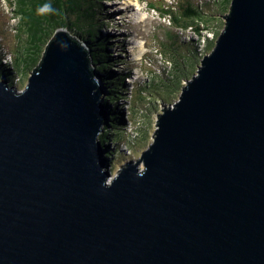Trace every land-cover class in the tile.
<instances>
[{
    "label": "water",
    "instance_id": "obj_1",
    "mask_svg": "<svg viewBox=\"0 0 264 264\" xmlns=\"http://www.w3.org/2000/svg\"><path fill=\"white\" fill-rule=\"evenodd\" d=\"M226 19L111 183L85 45L57 30L23 89L0 71V264H264V0Z\"/></svg>",
    "mask_w": 264,
    "mask_h": 264
},
{
    "label": "rangeland",
    "instance_id": "obj_2",
    "mask_svg": "<svg viewBox=\"0 0 264 264\" xmlns=\"http://www.w3.org/2000/svg\"><path fill=\"white\" fill-rule=\"evenodd\" d=\"M182 1L104 0V6L96 15L101 22L105 18L108 19V23H104L105 26L101 28V32L112 38L113 44L110 51H114L115 60H118L116 70L118 73L122 70L130 71V77L125 79L126 84L113 77L108 80L111 82L108 83L109 85L119 87L118 90L126 96L123 99L120 98L117 105L113 103L106 105L104 100L109 92L108 87L98 78L101 81V96L104 102L103 126L110 119L118 120L120 117H117V114H120L125 120L122 127L130 136L135 138L139 132L147 138L146 132L150 137L147 146L133 151L128 145L130 150L126 147V141L121 139L123 137L120 138L122 140L120 142H112L115 135L111 132L109 142L111 146H114L115 151L113 154H108L111 157L110 175L107 177L109 183L118 174L123 163L133 160L135 164L141 154L151 146L154 140L153 135L158 129L156 125L158 115L180 96L182 87L178 82L179 79L183 81L182 86H184L198 72L197 66L202 57L212 51L206 43L205 35L211 38L214 31H223L226 25L224 16L228 13L227 0H187L198 5L208 18L214 17V24L200 22L201 34L192 28H175L167 17L162 16L164 7L168 5L177 7L182 4ZM18 22L14 7L7 0H0V55H3V63L11 62L9 48L14 46L17 39ZM171 40H178L181 57L171 55V52L173 53ZM210 44L214 45L213 40ZM117 55L121 56L117 58ZM176 61L178 62L175 64ZM180 63L182 69L186 66L188 76H185L182 69L178 68ZM176 69H179L177 74H175ZM30 73L24 78L16 77L14 85L18 89H23ZM171 81L172 84L169 87L165 86L166 88L161 89L165 82ZM176 89L179 93L174 94L173 90ZM137 166L144 170L143 159H140Z\"/></svg>",
    "mask_w": 264,
    "mask_h": 264
},
{
    "label": "trees",
    "instance_id": "obj_3",
    "mask_svg": "<svg viewBox=\"0 0 264 264\" xmlns=\"http://www.w3.org/2000/svg\"><path fill=\"white\" fill-rule=\"evenodd\" d=\"M7 1L14 7V11L16 12V16L19 20L16 27L17 39L14 46L9 48V53L11 54V56L9 55V59L11 62L3 63L2 55H0V71L6 75L11 84L16 83V77L24 78V76L28 75L31 71L39 66L42 58L44 57L46 47L48 43H50L54 34L60 28H65L72 37L85 45L88 53L90 54L91 64L93 70H95L96 76L100 78L101 81L108 87L109 92L105 96L106 98L104 100L106 105L108 106L111 103L117 105L120 98L123 99L126 97L120 90H118L119 87L108 84L111 83L108 80L112 77L114 79H118L121 83L126 84L125 79L130 77V71L126 72L122 70V72L118 73L116 70L118 67V60H115L116 57H114V51H110V48L113 44L111 42L112 38L103 31L101 32V28L105 26L104 23L107 22L108 19L105 18L101 22V20L97 18L96 15L98 11L104 6V0ZM231 4L232 0H227L228 13L231 11ZM164 8L165 10L162 8V11L164 10V14L162 16L167 17L175 28H192L196 30L198 34H201L200 30L202 27L199 26L200 22L214 24V17L208 18L207 15H204V11L201 10L198 5H195L187 0H183L182 4L177 7L168 5ZM156 10L159 9L156 8ZM228 13L226 14V18ZM216 19L218 22V17H216ZM216 31L217 32L214 31L211 38H208L205 35V40L207 41V45L210 46V50L214 48L216 41L222 32L219 30ZM211 40H213L214 45L210 44ZM170 42H172L173 47V53L171 52V55L174 57L180 56L178 40H171ZM120 56L117 55V58ZM195 61L197 62V59ZM177 62L178 61H176L175 64ZM180 65L181 63L178 65V68L182 69ZM200 65L201 61L197 66V71L199 70ZM183 67L185 70L182 69V73H184L185 76H188L186 74V66ZM178 71L179 69H176L175 74H177ZM172 81L167 83L163 82L164 85L161 87V89H163L165 86L169 87L172 84ZM178 82L183 88V81L179 79ZM116 83L118 84V82ZM173 91L174 94L178 92L177 89ZM117 117L120 118L118 120L110 119L106 125L104 124L102 130L99 133V138L101 139L104 147L107 149V155L113 154L115 151L114 146H111L109 142V136L111 132L115 135V139L112 140V142H120L122 141L121 139H123L126 141V147L128 148L129 146L133 151L137 148L147 146L150 137L146 132L145 135L147 138L139 132H137L138 135H136L135 138L130 136L129 133L126 132V129L122 127V123L125 121L123 119L124 117H121L120 114H117ZM103 118H105V113ZM130 148L128 149L130 150ZM108 157L111 158L109 155ZM109 161L111 162V159H109Z\"/></svg>",
    "mask_w": 264,
    "mask_h": 264
},
{
    "label": "clouds",
    "instance_id": "obj_4",
    "mask_svg": "<svg viewBox=\"0 0 264 264\" xmlns=\"http://www.w3.org/2000/svg\"><path fill=\"white\" fill-rule=\"evenodd\" d=\"M11 56V55H10ZM2 58H3V55H2ZM3 60V59H2ZM7 60V59H6ZM7 63H10L9 61H7ZM29 77V76H28ZM103 116H104V114H103ZM104 119V118H103ZM104 123V122H103Z\"/></svg>",
    "mask_w": 264,
    "mask_h": 264
},
{
    "label": "bare ground",
    "instance_id": "obj_5",
    "mask_svg": "<svg viewBox=\"0 0 264 264\" xmlns=\"http://www.w3.org/2000/svg\"><path fill=\"white\" fill-rule=\"evenodd\" d=\"M87 45V44H86ZM109 182V181H108Z\"/></svg>",
    "mask_w": 264,
    "mask_h": 264
}]
</instances>
